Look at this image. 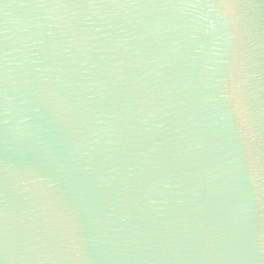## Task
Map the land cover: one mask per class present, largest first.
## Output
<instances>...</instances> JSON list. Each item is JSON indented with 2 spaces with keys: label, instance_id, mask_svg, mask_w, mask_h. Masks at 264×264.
I'll return each mask as SVG.
<instances>
[{
  "label": "water",
  "instance_id": "obj_1",
  "mask_svg": "<svg viewBox=\"0 0 264 264\" xmlns=\"http://www.w3.org/2000/svg\"><path fill=\"white\" fill-rule=\"evenodd\" d=\"M0 264H264V0H0Z\"/></svg>",
  "mask_w": 264,
  "mask_h": 264
}]
</instances>
